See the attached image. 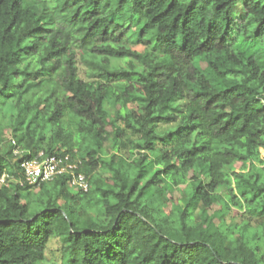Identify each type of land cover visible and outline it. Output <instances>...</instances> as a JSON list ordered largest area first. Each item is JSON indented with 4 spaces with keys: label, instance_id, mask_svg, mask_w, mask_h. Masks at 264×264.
I'll return each instance as SVG.
<instances>
[{
    "label": "trees",
    "instance_id": "trees-1",
    "mask_svg": "<svg viewBox=\"0 0 264 264\" xmlns=\"http://www.w3.org/2000/svg\"><path fill=\"white\" fill-rule=\"evenodd\" d=\"M6 107L0 264H264V0H0Z\"/></svg>",
    "mask_w": 264,
    "mask_h": 264
},
{
    "label": "built area",
    "instance_id": "built-area-1",
    "mask_svg": "<svg viewBox=\"0 0 264 264\" xmlns=\"http://www.w3.org/2000/svg\"><path fill=\"white\" fill-rule=\"evenodd\" d=\"M13 142V140H12ZM15 148L14 153H18ZM78 162L72 161L68 153L65 154H44L39 151L33 157H27L19 162V168L23 181L29 185L38 186L41 182L52 180L54 177L67 174L71 184L78 189L87 190L89 183L85 174L76 171ZM11 177L3 173L0 177V183L6 182Z\"/></svg>",
    "mask_w": 264,
    "mask_h": 264
},
{
    "label": "rangeland",
    "instance_id": "rangeland-1",
    "mask_svg": "<svg viewBox=\"0 0 264 264\" xmlns=\"http://www.w3.org/2000/svg\"><path fill=\"white\" fill-rule=\"evenodd\" d=\"M46 1H47L48 5L50 7H53L55 5V1L56 0H46ZM242 13H243L242 4H241V2H239L233 8L231 16H233L234 18H236V17L238 18V17H240V15H242ZM125 26L129 29V31L134 30V26H132V24H126ZM137 47H138V49L146 48L145 46H141V45H137ZM80 75L82 77H84V70L82 68L80 69ZM64 120L66 122H69L70 121V116L68 114H66ZM10 121H11L10 110H9V108L6 107V108H4L3 110L0 111V127L3 128L2 132H3V135H4V137L6 139H8L10 137L9 131L6 128V125H8ZM108 144H109V142H106L103 145L105 147V150L109 152V151H112V150H111L110 145H108ZM260 156L264 157V150L263 149H260ZM258 167H259V165L255 163L253 166L247 165L246 169L248 170V169L251 168L254 171H256V169ZM239 168H240V163H236L233 166L234 170H238ZM226 170H227V168H226ZM34 189L36 190L37 188H34ZM172 196H178V192L174 191L172 193ZM48 241H49L48 242V246H47V248L45 250L44 259L41 262V264H62L61 259H60L61 258L60 242L54 236L52 238H50V240H48Z\"/></svg>",
    "mask_w": 264,
    "mask_h": 264
}]
</instances>
